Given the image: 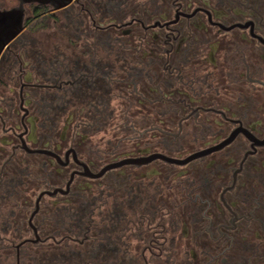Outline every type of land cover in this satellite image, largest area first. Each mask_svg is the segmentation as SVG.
Returning <instances> with one entry per match:
<instances>
[{
	"label": "flooded vegetation",
	"instance_id": "af4514ba",
	"mask_svg": "<svg viewBox=\"0 0 264 264\" xmlns=\"http://www.w3.org/2000/svg\"><path fill=\"white\" fill-rule=\"evenodd\" d=\"M39 14L62 44L30 37ZM42 226L112 264H264V0L26 5L0 53V240L18 257Z\"/></svg>",
	"mask_w": 264,
	"mask_h": 264
},
{
	"label": "trees",
	"instance_id": "16d2710c",
	"mask_svg": "<svg viewBox=\"0 0 264 264\" xmlns=\"http://www.w3.org/2000/svg\"><path fill=\"white\" fill-rule=\"evenodd\" d=\"M42 7L38 6L36 12H40ZM47 17L37 16V18H31L30 22H43ZM44 214V213H42ZM78 215V213H77ZM79 221L78 217H75L71 222ZM76 223V222H74ZM70 231L71 235L80 236L85 230L83 226H73L67 228ZM67 229H64L66 231ZM54 230L57 232H63L61 226L55 227ZM7 231L12 232V236L16 239H23L31 233V229L25 226L16 228V229H7ZM51 229L47 226H42L39 228L40 234L43 236L41 242H25L19 248V256L17 257V248L15 249V258L18 259V264H112V260L104 259L99 257L101 252L99 244L95 241L94 233H88L89 238L84 243H80L78 240L70 239L63 240L61 242H52L51 240H46L47 236L50 235ZM94 231V229H92ZM60 233V235H61ZM74 233V234H73ZM81 233V234H80ZM0 242H2L0 240ZM3 243V242H2ZM11 243V242H9ZM13 244V243H11ZM109 249V243L102 245ZM3 249L7 257L12 256L11 245H5L3 243ZM106 250V249H105Z\"/></svg>",
	"mask_w": 264,
	"mask_h": 264
},
{
	"label": "water",
	"instance_id": "95a60500",
	"mask_svg": "<svg viewBox=\"0 0 264 264\" xmlns=\"http://www.w3.org/2000/svg\"><path fill=\"white\" fill-rule=\"evenodd\" d=\"M17 1L18 4L11 8L8 9L0 8V53L3 50V48L23 29V21L25 18L26 5L38 3L41 5H51L54 9H59L66 6L73 0H17ZM37 209H38V205L37 208L34 210L33 214L37 211ZM38 239L39 236L31 240L37 241Z\"/></svg>",
	"mask_w": 264,
	"mask_h": 264
},
{
	"label": "rangeland",
	"instance_id": "374dc122",
	"mask_svg": "<svg viewBox=\"0 0 264 264\" xmlns=\"http://www.w3.org/2000/svg\"><path fill=\"white\" fill-rule=\"evenodd\" d=\"M3 1L4 5L7 7L13 6L17 4L16 0H1ZM57 18L56 21L51 19V21H39L34 22L32 21L27 26V31L33 37L34 41L37 43H41L44 45H49L53 43L55 44H62L63 43V35H62V17H54ZM29 236H32V233H28ZM11 245V252H13L12 256L7 257L4 249L3 243L0 242V264H18V259L16 260L14 254L17 244H11L9 242H5V245ZM27 264V263H23Z\"/></svg>",
	"mask_w": 264,
	"mask_h": 264
}]
</instances>
